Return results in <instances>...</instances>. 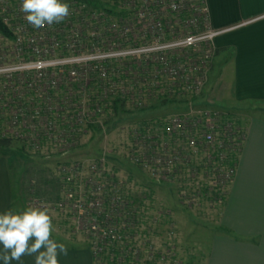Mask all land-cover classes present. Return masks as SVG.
<instances>
[{
    "label": "built area",
    "instance_id": "obj_1",
    "mask_svg": "<svg viewBox=\"0 0 264 264\" xmlns=\"http://www.w3.org/2000/svg\"><path fill=\"white\" fill-rule=\"evenodd\" d=\"M63 2L70 6L63 22L35 28L20 10L22 0H0L10 34L0 33V134L63 153L79 145L87 123L112 113V100L136 110L169 97L185 107L131 125L126 153L150 177L177 182V197L188 198L187 206L194 195L209 207L219 202L245 136L231 112L193 101L207 79L212 38L219 33L207 26L202 0ZM108 158L101 153L60 162L72 186L50 205L71 218L93 254L112 242L151 247L133 217L138 211L131 208L125 181L107 168ZM36 201L40 205L36 196L29 204ZM123 247L118 260L126 255ZM140 250H132L135 259Z\"/></svg>",
    "mask_w": 264,
    "mask_h": 264
},
{
    "label": "crops",
    "instance_id": "obj_2",
    "mask_svg": "<svg viewBox=\"0 0 264 264\" xmlns=\"http://www.w3.org/2000/svg\"><path fill=\"white\" fill-rule=\"evenodd\" d=\"M202 2L207 26L219 31L212 38L209 68H213V58L218 56H222L223 64H229L230 80L225 85L221 83L229 104L218 107L229 109L243 126L245 136L235 174L219 209L218 221L231 230V236H210L204 264H264V0ZM7 165L0 154V213L17 212L23 207L25 195L22 189L17 206L12 204L16 195ZM219 202L212 205L215 213L214 206ZM54 234V241L68 247L67 255H58L59 264H92L93 253L87 244L61 242L66 239ZM35 255H24L10 264H35ZM0 264L4 261L0 260Z\"/></svg>",
    "mask_w": 264,
    "mask_h": 264
},
{
    "label": "rangeland",
    "instance_id": "obj_3",
    "mask_svg": "<svg viewBox=\"0 0 264 264\" xmlns=\"http://www.w3.org/2000/svg\"><path fill=\"white\" fill-rule=\"evenodd\" d=\"M4 42V41H3ZM8 43V41L4 42ZM5 45L0 43V46ZM222 56L213 58V68H209L206 73V81L203 82L199 94L193 100L197 103L204 102L213 106H226L229 104L226 99V94L224 88H221V83L226 84L230 80L229 76V64H223L221 61ZM208 101V102H207ZM152 104V107L146 108L142 111L134 110L132 104H125L129 110H118L116 114L112 115L111 118H107V121L102 122L105 118V113L97 117L99 122V127L94 128V135H91V130L85 126L82 129V135L79 137L78 146H70L66 151L55 152L51 150L50 147L40 148L39 152L42 155H30L33 148L25 149L26 153L16 146L21 143L20 140H16L11 143L9 147L1 148L0 154L7 161V167L9 170L10 181L13 183L14 193L16 195L15 205L17 206L20 196H22L21 190L23 189L24 182L22 178H37L38 175L42 177L52 172L53 175L61 173L60 168L55 166V160L58 158L67 159L70 162L71 159L89 160L94 158L96 154L100 155L104 153L108 155V162L106 164L107 168H111V171L122 178L125 181V189L128 194H149L141 195L143 204L138 207L137 214L141 217L139 218V226L147 232V236L150 238V246L145 243L140 245L141 258L148 255L150 251L153 255L160 253V258H155V264H172V262L186 261L190 264H204V255L207 253L208 249V239L212 234H220L231 236V230L228 229L222 223H219V209L222 206V201L225 200V191L229 188L228 183L225 184L223 200L217 203L216 213L209 207L208 202L203 198H197L196 195L191 197L192 204L187 206V199L182 197L184 202H180L177 197V182L170 180L169 183L161 182L159 179L150 177L147 174L145 168L141 165L135 163L130 159L129 155L126 153L128 138H129V128L131 125L140 123L142 120V115L153 117L159 115H166L167 113H172L183 109L181 103H166L160 104L156 99L148 102ZM153 103L154 107H153ZM110 116V115H109ZM152 117V119H154ZM50 150V153L45 151ZM52 151V152H51ZM235 165L237 163L236 158L234 159ZM87 169L84 168V172ZM235 174V173H234ZM234 176V175H233ZM232 176V178H233ZM40 178V176H39ZM66 180V179H65ZM69 181V180H66ZM65 181L59 187V192L64 191ZM64 186V188L62 187ZM51 188V187H50ZM56 187L53 186V191ZM24 190V189H23ZM183 190V188H182ZM52 191V192H53ZM26 194V192H24ZM27 196V194H26ZM25 197V195H24ZM29 195L23 198L24 206H36V204H28L27 201ZM51 200V198H49ZM47 202L39 201V206L46 205L49 208L50 213L53 216V224L55 230L60 232L61 235L67 237L69 233L73 231L69 223L71 218L68 217L69 221L65 217L64 211L56 210L50 205V200ZM201 202V204H199ZM199 204V205H198ZM198 205V206H197ZM163 213V214H162ZM149 215V218H147ZM217 215V216H216ZM155 218L151 220L150 218ZM144 218V219H142ZM62 220L64 222L62 223ZM61 223V224H59ZM148 223L153 227V231H150L152 227L146 229L145 224ZM60 225V229H58ZM77 237L82 239L83 234L81 231H77ZM60 237V235H54ZM62 237V236H61ZM90 248V246H89ZM92 252V248H90ZM155 257V256H154Z\"/></svg>",
    "mask_w": 264,
    "mask_h": 264
},
{
    "label": "clouds",
    "instance_id": "obj_4",
    "mask_svg": "<svg viewBox=\"0 0 264 264\" xmlns=\"http://www.w3.org/2000/svg\"><path fill=\"white\" fill-rule=\"evenodd\" d=\"M20 10L35 28L61 23L70 14V6L63 0H22ZM54 231L53 216L46 205L0 213V260L10 264L36 254L35 264H59L58 255H67L68 247L51 238Z\"/></svg>",
    "mask_w": 264,
    "mask_h": 264
},
{
    "label": "trees",
    "instance_id": "obj_5",
    "mask_svg": "<svg viewBox=\"0 0 264 264\" xmlns=\"http://www.w3.org/2000/svg\"><path fill=\"white\" fill-rule=\"evenodd\" d=\"M93 6L94 7H99L100 5L96 2L93 3ZM114 7V6H113ZM111 6V8H113ZM116 12L115 8L112 9V12ZM118 13H122V12H118ZM1 17V16H0ZM7 25L6 24H3V22L1 21V18H0V33L2 35H9V30L7 29ZM157 102L159 101L160 104H166V103H173V101H175L174 99L172 98H169V97H165V98H161V99H158L156 100ZM154 104L153 103V107H154ZM110 106H111V114L110 116L109 115H106L105 118L102 120V122H105L107 121V118H111L112 115L116 114L118 110H129V108L131 107H127L126 105H124L122 103L121 100H118V99H114L112 100V102L110 103ZM149 107H152V104H147V105H141L140 108H137L136 110L137 111H142L146 108H149ZM222 110H225L226 112H230L229 109H223L221 108ZM142 119H152L153 115L151 116H144L142 115ZM99 122L98 120H94L93 122H89L86 124L87 128H89L91 130V135H89V138L92 137V135H94V128H98L99 126ZM16 140H20L19 138L11 135V134H8V135H1L0 134V146L1 148H4V147H9V145L13 142H15ZM21 143L16 145L18 148H19V151L21 152V150L23 152L26 153V150L25 149H29L31 148L30 145L26 144V142L24 140H20ZM45 151L49 152L50 153V150L49 149H46ZM52 152V151H51ZM34 154H37V155H42L40 152H39V149L38 148H33L32 151L30 152V155H34ZM68 161L66 158L65 159H62V158H58V160H55V166H58L60 162H66ZM58 168V167H57ZM59 169V168H58ZM38 177L35 178V179H32V178H28L26 180V178L24 177V179L22 178V181L24 182V185H23V191L26 192L27 196L29 195L28 199H30L31 197H38L41 201L43 202H47L49 198H51V202L55 201L57 197H59V187L61 186V184L65 181V188H67L68 186H72V181H66L65 178L63 177V175L61 173L57 174L56 176L52 174V172H49V174L47 175V177L43 176L42 175H38L36 174ZM40 176V178H39ZM53 186H55L56 188L54 189L55 191H53ZM51 187V188H50ZM64 188V186H62ZM53 191V192H52ZM150 192H146L145 194H149ZM25 194V197H27ZM144 193L143 194H137V193H133V194H128L127 198L130 202V204L133 206H131V208H134V209H137L138 211V207L141 206L143 204V201H142V198L140 197L141 195H145ZM23 197V198H25ZM223 198H221L220 201H222ZM24 199H23V202H22V205L23 206L22 208L20 207L19 210H17V213L23 211L24 209L27 208V206H24ZM15 203V199H13V205ZM27 203L29 204V201H27ZM223 203V201H222ZM36 207H39V206H36ZM212 207V206H211ZM214 209L216 210V206H214ZM217 211V210H216ZM133 214V217L137 219L141 218L140 216H138L135 211L132 213ZM163 214V213H162ZM66 219L69 221L68 219V216L67 214L65 215ZM147 218H149V215H147ZM144 219V218H142ZM64 222V220H62V223ZM70 227L72 228L70 222H68ZM61 224V223H59ZM146 225H149L148 223H146ZM145 225V226H146ZM58 229H60V225H58L57 227ZM73 229V228H72ZM147 229L150 230L149 227H147ZM154 229L152 228L150 231H153ZM58 231V230H57ZM56 230L53 232L55 233L54 235H60V238L61 236L64 237L66 240L62 239L60 240L61 242L64 241L65 243H72L71 241L75 240L76 242H78L77 245H88L90 246L91 248V242L90 240L85 237V235L83 234V238L80 239L77 237V233L76 232V229H73V231L71 233H69L67 235V237L63 236L60 234V232H57ZM145 234L147 235V232L145 231ZM56 237V236H55ZM135 241L133 240L132 242L130 243H125L122 245V243H118V242H112L110 243L107 247H104V248H101L99 250L98 253L96 254H93L92 256V264H137L136 261L139 260V263L140 264H155L154 260L155 258H159L160 256V253L158 254H151V255H148L144 258H140V259H135L133 255V249L135 247H140L138 246V244H134ZM123 246H126V255H124L120 260L117 259L118 255L120 254V249L121 248H124ZM155 256V257H154ZM172 264H190V263H187L186 261H184L183 263H181L180 261L179 262H172Z\"/></svg>",
    "mask_w": 264,
    "mask_h": 264
}]
</instances>
